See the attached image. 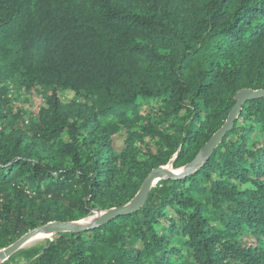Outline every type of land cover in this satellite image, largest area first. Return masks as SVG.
Masks as SVG:
<instances>
[{
	"label": "trees",
	"instance_id": "16d2710c",
	"mask_svg": "<svg viewBox=\"0 0 264 264\" xmlns=\"http://www.w3.org/2000/svg\"><path fill=\"white\" fill-rule=\"evenodd\" d=\"M14 84L51 88L32 136L8 113ZM245 89L264 90V0H0V250L184 169ZM145 136L156 153L140 158ZM25 263L264 264V98L139 211L54 235Z\"/></svg>",
	"mask_w": 264,
	"mask_h": 264
},
{
	"label": "water",
	"instance_id": "95a60500",
	"mask_svg": "<svg viewBox=\"0 0 264 264\" xmlns=\"http://www.w3.org/2000/svg\"><path fill=\"white\" fill-rule=\"evenodd\" d=\"M264 98V90H251L245 89L238 92L235 96V105L231 109L228 118L223 127L211 138V140L202 148L197 157L188 164L180 173L169 170L166 167H159L154 169L144 181L140 192L136 198L128 205L119 208H113L105 212H98L100 215L95 218L90 224L82 225L80 222L64 223V222H51L46 225L39 226L37 229L28 232L22 236L14 244L5 248L0 252V264L7 261L14 254L22 250L28 243H30L36 236L41 233L49 235H57L61 233H83L90 231L94 228L100 227L112 220L135 213L139 211L147 202L149 193L154 185L165 179H180L194 172L203 161L210 157L215 149L220 145L225 136L232 131L235 123L242 113L244 106L254 100Z\"/></svg>",
	"mask_w": 264,
	"mask_h": 264
},
{
	"label": "rangeland",
	"instance_id": "374dc122",
	"mask_svg": "<svg viewBox=\"0 0 264 264\" xmlns=\"http://www.w3.org/2000/svg\"><path fill=\"white\" fill-rule=\"evenodd\" d=\"M51 94V88L43 87V88H36L32 91H25L21 86L14 84L12 85V91L10 92V107L8 108V113L11 115V119L15 122L14 125L20 131L26 132L28 136H32V133L35 132V127L38 122V112L41 108L46 106L47 98ZM63 102L68 103L71 101L78 100L74 94L67 91H62L60 93ZM137 129V128H136ZM11 130V129H9ZM127 129L122 128L121 132L117 135L120 138V142L116 145V148H119L127 137ZM144 143H140L139 148L141 152L140 158H145L149 156V152H153L155 150V140H151V137L145 136L143 137ZM147 145L150 146V149L147 150ZM146 148V149H145ZM168 167V166H166ZM169 167L173 169L170 165ZM183 170V169H181ZM179 171V170H175ZM181 172V171H180ZM177 172V173H180ZM158 182L154 185L156 187ZM98 212H105V211H94L93 215L89 218L80 222L82 225L90 224L92 221L95 220L100 214ZM54 235H50L47 240H44L41 243H34L29 246H25L22 250H20L17 254L18 257L15 258V264H26L30 260V256H34L36 253L39 254L41 250L46 246L48 241L52 240ZM4 250V249H2ZM0 250V252L2 251Z\"/></svg>",
	"mask_w": 264,
	"mask_h": 264
},
{
	"label": "bare ground",
	"instance_id": "6f19581e",
	"mask_svg": "<svg viewBox=\"0 0 264 264\" xmlns=\"http://www.w3.org/2000/svg\"><path fill=\"white\" fill-rule=\"evenodd\" d=\"M167 169H169V170H173V169H171L170 167H166ZM174 171V170H173ZM180 171H182V170H179V171H175L176 173L177 172H180ZM50 237V235L49 234H44V233H41V234H39L38 236H36L30 243H28L26 246H29V245H31V244H34V243H41V242H43L44 240H47L48 238Z\"/></svg>",
	"mask_w": 264,
	"mask_h": 264
}]
</instances>
